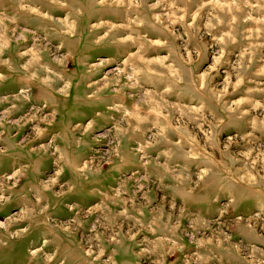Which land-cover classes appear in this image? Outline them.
<instances>
[{"label":"rangeland","instance_id":"obj_1","mask_svg":"<svg viewBox=\"0 0 264 264\" xmlns=\"http://www.w3.org/2000/svg\"><path fill=\"white\" fill-rule=\"evenodd\" d=\"M0 264H264V0H0Z\"/></svg>","mask_w":264,"mask_h":264},{"label":"bare ground","instance_id":"obj_2","mask_svg":"<svg viewBox=\"0 0 264 264\" xmlns=\"http://www.w3.org/2000/svg\"><path fill=\"white\" fill-rule=\"evenodd\" d=\"M23 42H24V41H23ZM22 90H23V91H21V92L19 91V92L22 93V94H23V93H24V94H27V92H29V91H28L27 89H25V88L22 89ZM25 96H26V95H25ZM65 98H66V97H65ZM53 127H54V126H53ZM79 170L82 171L83 169H79ZM12 177H13V176H12ZM9 178H11V176H10ZM52 184H53V183H52Z\"/></svg>","mask_w":264,"mask_h":264}]
</instances>
